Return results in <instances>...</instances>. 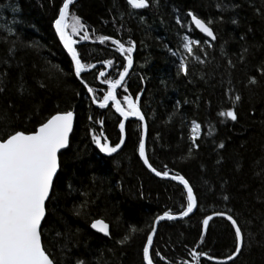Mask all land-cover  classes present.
I'll list each match as a JSON object with an SVG mask.
<instances>
[{
  "label": "trees",
  "instance_id": "obj_1",
  "mask_svg": "<svg viewBox=\"0 0 264 264\" xmlns=\"http://www.w3.org/2000/svg\"><path fill=\"white\" fill-rule=\"evenodd\" d=\"M61 3L0 0V111L10 116L7 126L0 123V134L9 128L32 131L57 111L74 112L70 144L59 154L40 229L46 254L54 264H75L76 259L143 264L142 247L154 218L186 206L183 186L156 177L139 159L138 120H125L126 139L114 153L101 152L92 141L93 134L103 133L101 142H120V118L111 104L103 110L95 107L80 83L83 80L100 100L107 91L103 80L118 78L123 56L111 40L98 39L109 36L126 47L129 40L134 44L133 65L116 95L123 105L124 95L136 100L141 93L137 104L145 117L146 157L158 171L167 165L170 173L183 175L198 199L189 216L157 225L150 249L153 264H191L192 251L215 257L198 255L197 264H218L234 250V232L222 217H213L206 226L202 221L213 210L227 208L244 221L241 227L246 230L245 246L234 264H264V204L251 194L260 187L253 173L264 168V76L256 71L264 66V0H157V6L147 9H133L127 0H75L67 31L84 67L96 64L80 79L53 26ZM189 10L211 21L216 36L208 39L212 47L203 44L207 38L191 24ZM73 15L86 25L88 40L80 41L82 31L71 33ZM177 16L186 28L175 23ZM183 35L206 49L193 46L194 55L205 63L188 57L187 76L178 71L181 56H187L180 47ZM9 48L12 55L7 54ZM106 59L114 62L108 70L102 63ZM102 71L105 75L97 79ZM249 76L257 84L246 87ZM225 87L241 97L235 105L225 96ZM229 106L238 115L235 122L218 116ZM193 119L201 123L202 134H210L201 136L199 149L189 157L185 153ZM221 142L224 147L217 148ZM224 195L231 199L224 202ZM94 219L109 224V236L90 227ZM129 226L137 231L129 233ZM125 234L129 241L117 244Z\"/></svg>",
  "mask_w": 264,
  "mask_h": 264
},
{
  "label": "snow or ice",
  "instance_id": "obj_2",
  "mask_svg": "<svg viewBox=\"0 0 264 264\" xmlns=\"http://www.w3.org/2000/svg\"><path fill=\"white\" fill-rule=\"evenodd\" d=\"M72 3L73 0H62L58 8V14L53 21V26L60 42L71 57L75 75L79 78L84 65L81 62V58H78L77 50L73 46L76 41L73 40L72 35L67 31L69 25L66 23L69 8ZM127 4L133 9H147L150 6H157V0H127ZM186 16L190 18L191 24L200 33L205 34L211 40L216 39L212 28L209 26L211 21L206 22L198 18L191 10L187 11ZM217 19L219 20L220 18L217 17ZM72 21L71 33L82 31L83 35L79 37L80 41L88 40L89 34L87 27L81 22V19L73 15ZM232 22L235 23L236 21L233 20ZM175 23L182 29L187 27V25L182 23V18L179 16L176 17ZM3 35L6 36L7 33ZM189 35H183L182 43L180 44V47L187 53V56H181L178 71L185 76L188 75V57H191L201 64L205 63L198 55H194L193 46L195 45L200 48L201 51H206V49L200 46L199 40L189 39ZM98 39L100 43L111 40V43L116 47V51L123 56V67L122 70H119L118 78L103 80V84L107 85V91L103 93V98L99 101L95 98L91 101L93 104L98 102L100 109H104L110 101L111 107L115 109V112L119 113L120 119L117 127L119 128L120 142L116 143L115 146H109L107 139H103V142H101L103 133L100 136L93 134L92 141L101 152L114 153L126 139L125 118H138L140 132L136 151L138 152L139 159L157 177L169 178L183 186V190L186 192V206L178 213V216L181 218L188 216L193 213L198 204V199L189 182L179 173H170L167 165H164L163 171H158L146 157L145 117L141 114V110L137 104L141 93H136V100L130 95H124V106H121V102L115 95L118 86L126 81V74L129 73L133 65V42L129 40L127 42L128 46L126 47L124 43L112 39L109 36H99ZM203 44L208 47L213 46L208 39H205ZM169 51L172 50L169 49ZM242 52H246V49L242 50ZM7 54H13L11 48L8 49ZM221 54L224 55L223 52ZM173 55H175L174 52ZM240 58L243 60L244 55L242 54ZM4 63H7V60ZM102 63L105 70H108L114 62L106 59ZM229 66H231V61H229ZM87 67L91 69L94 65L89 63ZM256 71L261 76H264V66L258 67ZM104 75V71L100 72L97 79H100ZM80 83L87 89V95H93L92 88L84 83L83 80H80ZM141 83H143V79H141ZM227 83L229 81H225V84ZM255 84H257L256 78L249 76L245 86ZM124 91H127V89L125 88ZM224 92L225 96L231 100L233 105L241 99L239 95L233 94L234 90L232 88L225 87ZM176 107L178 108L180 105L177 103ZM218 116L233 122L238 120V115L232 106L220 110ZM89 119L92 118L89 117ZM9 120L10 116L7 110L0 111V123L7 126ZM95 122L101 123L99 120ZM221 123H223V119ZM72 126L73 112L57 111L47 117L43 122H40L32 131L26 132L24 130L9 128L7 132L0 134V264H54V260L46 254V250L42 247V233L40 229L42 227V218L46 215V200L50 196V188L54 184V174L57 173L58 169V150L64 149L66 145L70 144L69 133ZM201 129V123L195 119L191 120L188 136L189 147L185 153L186 156L190 157L194 155L193 150H198L200 147L198 141L201 136L210 134H202ZM216 147L223 148L224 143L221 142ZM261 159H264V157H261ZM235 164L239 167L240 161L236 160ZM253 175L258 179L260 187L253 190L251 194L255 200L264 204V168H261L259 173L254 172ZM230 199L231 197L229 195L222 197L224 202ZM213 217L224 218L229 222L231 230L234 232V250H231L229 255H225L219 260L218 264H225V262L227 264H234V259L239 257L246 243V230L241 227V223L244 221L242 219L238 220L233 210L227 208L225 210H213L211 215L203 217L202 224L205 226L208 225ZM175 218L169 211H164L154 218L151 224V230L148 231L146 242L143 243L142 247L143 264H153V259L150 257V245L154 242V233L157 230L158 222L165 219L173 220ZM246 222L251 223V220ZM91 228L99 233H103L106 237L110 235V226L103 219H94L91 222ZM262 230H264V221H262ZM128 231L129 233H133L137 229L129 226ZM204 234V230L202 229L201 236ZM247 236L251 237L252 234L247 233ZM129 238V234H125L116 243L121 245L126 244ZM197 243H200V241H197ZM155 255L160 260H164V257L159 252H156ZM198 255L205 256L207 254L192 251L191 264H197ZM207 259L213 260L215 257L207 255ZM75 264H87V262L82 259H76ZM184 264H187V262H184Z\"/></svg>",
  "mask_w": 264,
  "mask_h": 264
},
{
  "label": "water",
  "instance_id": "obj_3",
  "mask_svg": "<svg viewBox=\"0 0 264 264\" xmlns=\"http://www.w3.org/2000/svg\"><path fill=\"white\" fill-rule=\"evenodd\" d=\"M73 1H75V0H73ZM194 26V25H193ZM194 28H195V26H194ZM198 32H199V30L198 29H196ZM200 33V32H199ZM204 37H206L205 36V34H203V33H201ZM207 39H209V40H211L210 38H208V37H206ZM58 39H59V37H58ZM60 41V40H59ZM61 43V42H60ZM62 44V43H61ZM62 46H63V44H62ZM64 48V47H63ZM65 49V48H64ZM66 50V49H65ZM66 52H67V50H66ZM68 54V53H67ZM70 57V56H69ZM70 59H71V57H70ZM94 66L96 65V64H93ZM132 67V66H131ZM92 69V68H91ZM91 69H89L88 67H84L83 69H82V73L81 74H83V73H85V72H87V71H89V70H91ZM131 69V68H130ZM130 71V70H129ZM128 74V73H127ZM127 74H126V76H127ZM78 79H80V77L78 78ZM120 86V85H119ZM118 86V87H119ZM115 95H116V93H115ZM90 96V98H91V101H92V99L94 98L93 97V95H89ZM116 97H117V95H116ZM117 99H118V97H117ZM119 100V99H118ZM97 101H99V100H97ZM120 101V100H119ZM93 104V103H92ZM111 104V102L109 101V103L105 106V108L108 106V105H110ZM95 107H97V108H99V106H98V102L96 103V104H93ZM121 106H123L122 105V103H121ZM104 108V109H105ZM100 109V108H99ZM101 110H103V109H101ZM115 110V109H114ZM69 111H72L73 112V110H69ZM116 114H117V116L119 117V113H117V112H115ZM128 119H136V120H138V118H135V117H128V118H125V120H128ZM139 121V120H138ZM73 125H74V112H73ZM72 129H73V126H72ZM72 129L70 130V133H69V136H70V134H71V132H72ZM144 131H145V140H146V124H145V128H144ZM67 146L68 145H66L65 146V148L64 149H66L67 148ZM64 149H61V150H58V157H59V154H60V152L62 151V150H64ZM139 156V155H138ZM142 163H143V161H141ZM144 165V164H143ZM58 169H59V159H58ZM58 169H57V172H58ZM146 169L148 170V168L146 167ZM151 172V171H150ZM153 175H155L153 172H151ZM57 174V173H56ZM56 174H54V179H55V176H56ZM156 176V175H155ZM157 177V176H156ZM158 178H161V177H158ZM161 179H166V180H170L169 178H161ZM172 181V180H171ZM175 182H177V181H175ZM178 183V182H177ZM51 189H52V186H51V188H50V192H51ZM47 200H48V198H47ZM47 200H46V202H47ZM173 216H175L176 218L175 219H173V220H179V219H183V218H185V217H183V218H181V217H179L178 216V213H176V214H172ZM190 215V214H189ZM188 215V216H189ZM187 217V216H186ZM42 221H43V218H42ZM163 221H171V220H168V219H165V220H163ZM160 222H162V221H160ZM160 222H158V224L160 223ZM157 224V225H158ZM90 227H91V224H90ZM94 231H96L95 229H93ZM97 232V231H96ZM99 233V232H98ZM102 235H104L103 233H101ZM154 235H155V233H154ZM151 246H152V244L150 245V249H151Z\"/></svg>",
  "mask_w": 264,
  "mask_h": 264
}]
</instances>
